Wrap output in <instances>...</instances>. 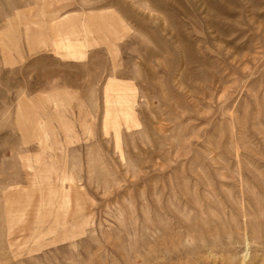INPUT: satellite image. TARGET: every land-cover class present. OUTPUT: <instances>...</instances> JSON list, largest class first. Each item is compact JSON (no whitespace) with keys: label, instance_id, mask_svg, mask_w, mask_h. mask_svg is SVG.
Here are the masks:
<instances>
[{"label":"rangeland","instance_id":"374dc122","mask_svg":"<svg viewBox=\"0 0 264 264\" xmlns=\"http://www.w3.org/2000/svg\"><path fill=\"white\" fill-rule=\"evenodd\" d=\"M0 264H264V0H0Z\"/></svg>","mask_w":264,"mask_h":264},{"label":"bare ground","instance_id":"6f19581e","mask_svg":"<svg viewBox=\"0 0 264 264\" xmlns=\"http://www.w3.org/2000/svg\"><path fill=\"white\" fill-rule=\"evenodd\" d=\"M45 143V142H44Z\"/></svg>","mask_w":264,"mask_h":264}]
</instances>
